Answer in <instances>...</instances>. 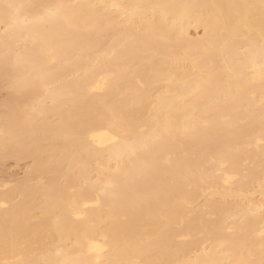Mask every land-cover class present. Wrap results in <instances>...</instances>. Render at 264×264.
I'll return each mask as SVG.
<instances>
[{"label": "bare ground", "instance_id": "1", "mask_svg": "<svg viewBox=\"0 0 264 264\" xmlns=\"http://www.w3.org/2000/svg\"><path fill=\"white\" fill-rule=\"evenodd\" d=\"M35 2L156 7L135 17L77 9L75 38L62 22H32L27 9L5 35L0 8V89L9 95L0 106V162H33L15 185L0 181V203L9 205L0 209V258L6 233L37 259L95 260L89 247L118 237L124 259L170 264L223 260L255 236L264 201L259 110L250 123L233 98L241 77L259 81V44L226 31L213 7L246 0L0 5ZM8 49L24 58L19 69L5 71ZM242 100L259 105V87Z\"/></svg>", "mask_w": 264, "mask_h": 264}, {"label": "snow or ice", "instance_id": "2", "mask_svg": "<svg viewBox=\"0 0 264 264\" xmlns=\"http://www.w3.org/2000/svg\"><path fill=\"white\" fill-rule=\"evenodd\" d=\"M156 7L154 5L134 4V5H104V4H48L42 2H35L30 4H17V3H5L0 5L3 10V16L5 23L8 25L4 29L5 35L9 31L19 27L20 17L23 15L24 10L33 12L32 22L34 23H63L68 30L70 38H75L81 31V26L77 22V12L79 9L83 10H107L118 9L124 11L125 17H135L139 15L142 10ZM221 10L219 20L223 23L226 31H229L234 36L239 37L247 41L249 47H254L259 44L260 58H261V75L259 81L255 78H249L247 80L240 78V82L236 86V94L234 101H240L241 107L239 112L250 122L255 123L257 119L258 108V123L260 129L261 140L259 146L264 153V0H258V2H252V0H246V2H237L229 4L214 5ZM131 9L132 11H127ZM225 10L226 13H225ZM27 20V17H25ZM207 31V30H206ZM246 51L248 49H245ZM25 63L24 58L16 53L13 58L11 49H8L3 57V67L5 71L10 69H19ZM211 79V77H209ZM259 87L260 102L259 105L253 106L243 102L242 97L244 93L250 89ZM106 113H110L113 119L119 121V114L116 110L105 105ZM43 115V113H40ZM33 117L29 115L26 122H32ZM115 187L113 181H109L104 185L101 194L108 196L110 190ZM262 192H264V183H262ZM96 207H99V200ZM85 208L89 205L85 204ZM9 205L7 203H0V209L7 210ZM260 215L261 228L259 232L252 237H244L238 244L232 246L228 250L224 251L225 259L223 260H210L207 264H264V201L258 208ZM255 215V213H253ZM77 218H81L77 213ZM2 246L4 250V256L0 258V264H170L169 261L164 259H124L126 249L122 246L121 240L118 237H114L112 243L105 247L93 245L89 247V253H96L95 260H83V259H54V258H34V256L28 251L27 246L21 244L17 239L9 237L5 234ZM107 254V255H106ZM61 252H56V257H60Z\"/></svg>", "mask_w": 264, "mask_h": 264}, {"label": "rangeland", "instance_id": "3", "mask_svg": "<svg viewBox=\"0 0 264 264\" xmlns=\"http://www.w3.org/2000/svg\"><path fill=\"white\" fill-rule=\"evenodd\" d=\"M193 37H200L202 32L200 30L191 31ZM9 98L8 91L6 89H0V106L1 104ZM1 109V107H0ZM23 160V161H22ZM7 162H0V181L4 184L18 183L23 180L32 166L33 162L30 159L17 160L15 158H10L5 160ZM3 163V164H2ZM8 187V186H7Z\"/></svg>", "mask_w": 264, "mask_h": 264}]
</instances>
